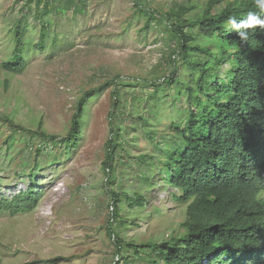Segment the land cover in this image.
Segmentation results:
<instances>
[{
    "label": "rangeland",
    "instance_id": "374dc122",
    "mask_svg": "<svg viewBox=\"0 0 264 264\" xmlns=\"http://www.w3.org/2000/svg\"><path fill=\"white\" fill-rule=\"evenodd\" d=\"M209 1L86 0L83 9L77 3L50 17L47 50L31 49L23 73L14 74L3 67L14 51L13 30L24 21L34 46L41 25L36 3L0 0V114L23 129L0 125L1 196L12 202L13 190H28L30 176L40 194L34 211L0 212V264H149L153 252L136 254L132 246L184 234L187 205L161 170L174 143L169 127L186 119L187 97L166 95L165 86L157 97L154 85L174 71L188 79L183 61L177 70L172 62L177 43L165 30L166 12L194 8L185 18H196ZM153 11L160 12L157 21L148 17ZM88 93L94 97L86 99ZM83 99L76 148H31L42 141H31L27 131L65 138ZM113 189L121 198L115 219ZM126 195L141 196L143 205Z\"/></svg>",
    "mask_w": 264,
    "mask_h": 264
},
{
    "label": "trees",
    "instance_id": "16d2710c",
    "mask_svg": "<svg viewBox=\"0 0 264 264\" xmlns=\"http://www.w3.org/2000/svg\"><path fill=\"white\" fill-rule=\"evenodd\" d=\"M28 2L36 3L35 19L41 27L32 46L28 26L22 20L17 23L14 51L3 66L14 74L23 73L31 49L41 53L47 50L51 16L64 14L77 3L82 9L86 5V0ZM192 10L181 6L164 16L168 20L165 30L177 43L172 59L175 70L183 61L188 79L181 80L174 71L163 85H154L157 97L164 86L166 95L184 92L187 97L186 119L169 127L174 143L163 161L165 171L161 170L168 185L178 191L176 200L187 205L184 234L159 244L129 246L136 254L153 252L149 264H264V30H250L249 39L242 42L227 23L230 16L239 21L249 12L262 18L264 13L256 8L255 0H210L198 17L185 18ZM158 13L153 11L148 17L156 20ZM85 97L91 99L94 93ZM86 99L79 103L65 138L27 131L31 141L34 137L42 141L32 143L31 148L38 153L42 144L76 148ZM5 123L14 131L23 130L8 115L0 114V125ZM110 145L112 148V140ZM112 159L107 164L109 169H113ZM30 177L26 192L12 191V202L1 196L6 178L0 177V212L37 209L39 183ZM109 182L115 186L114 179ZM110 193L115 219L121 198L114 189ZM126 197L134 205H143L141 196ZM118 246L121 253L124 248ZM61 259L40 263L54 264Z\"/></svg>",
    "mask_w": 264,
    "mask_h": 264
},
{
    "label": "clouds",
    "instance_id": "9594fccd",
    "mask_svg": "<svg viewBox=\"0 0 264 264\" xmlns=\"http://www.w3.org/2000/svg\"><path fill=\"white\" fill-rule=\"evenodd\" d=\"M255 4L256 8L259 9V12L264 13V0H255ZM227 23L240 37L242 42H246L249 39L250 30H264V18L255 12H249L246 19H241L239 21H237L236 17L230 16L227 20Z\"/></svg>",
    "mask_w": 264,
    "mask_h": 264
}]
</instances>
